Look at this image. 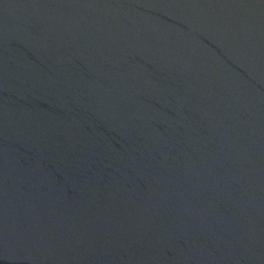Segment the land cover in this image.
Returning a JSON list of instances; mask_svg holds the SVG:
<instances>
[{
	"label": "water",
	"instance_id": "water-1",
	"mask_svg": "<svg viewBox=\"0 0 264 264\" xmlns=\"http://www.w3.org/2000/svg\"><path fill=\"white\" fill-rule=\"evenodd\" d=\"M0 264H264V0H0Z\"/></svg>",
	"mask_w": 264,
	"mask_h": 264
}]
</instances>
